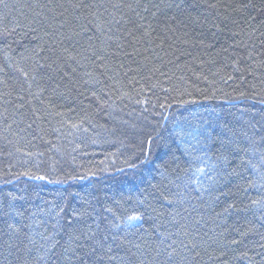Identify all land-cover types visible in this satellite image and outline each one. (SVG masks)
I'll return each instance as SVG.
<instances>
[{"label": "trees", "instance_id": "trees-1", "mask_svg": "<svg viewBox=\"0 0 264 264\" xmlns=\"http://www.w3.org/2000/svg\"><path fill=\"white\" fill-rule=\"evenodd\" d=\"M262 101L264 0L0 3V192L49 228L63 207L67 232L101 251L154 248L163 233L177 258L195 245L194 264H248L242 250L264 264V215L245 207L264 197V129L248 123ZM226 128L242 147L254 134L256 154L225 151ZM156 131L153 163L129 168L136 136ZM113 212L142 227L114 240Z\"/></svg>", "mask_w": 264, "mask_h": 264}, {"label": "snow or ice", "instance_id": "snow-or-ice-1", "mask_svg": "<svg viewBox=\"0 0 264 264\" xmlns=\"http://www.w3.org/2000/svg\"><path fill=\"white\" fill-rule=\"evenodd\" d=\"M0 3H3V0H0ZM71 6L75 8L84 7L80 3ZM248 6L250 5L245 7ZM5 7H7L6 4ZM57 7H63V5H57ZM36 15L39 16L40 13H36ZM53 19H55L54 16ZM164 119L167 118L165 117ZM248 123L253 130L256 129L257 125L264 129V118L256 120L253 117V121ZM177 129L183 131V128L179 125ZM232 135H235L234 129L226 128L225 138L221 142L226 145L225 151H245L246 153L250 151L256 154L257 141L254 139V134H249L247 131L242 133L246 141V147H242L237 140H233ZM162 139L163 136L159 131H156L154 135L152 132H144L136 136L135 151L129 157V161H126L129 164V168L136 169L138 167L137 161L141 165L152 164L154 149L158 150L162 147L159 144ZM261 140L264 141V135L261 136ZM232 145H235L234 149L229 147ZM260 154L262 159H264V151H261ZM221 159L227 162L228 156L222 152ZM251 166L254 167V165ZM198 171L203 172V169H198ZM225 174L231 176L239 175L240 173L234 169L232 172H226ZM35 179L44 180L45 177L36 176ZM50 182L60 183V181ZM258 182L264 185V171L260 173ZM17 199H19L18 196L0 192V260H3L5 264H162V258L163 264H194L198 255V253L194 252L195 245L190 247L181 241L182 249L179 252V258H177L176 241L173 240L168 243L167 237L163 233L157 234L159 244L154 248L151 245L133 244L132 248L136 249L135 252L132 251V248H129L123 254H117L113 250L114 245L108 247L106 251H101L94 242H90L93 237L88 233L79 229L67 232V229L72 228V221L71 218H68L67 225L63 222L65 219L61 215L64 212L63 207L57 205L58 211L49 210L48 215L54 220V223L49 228V221L42 219L39 213L33 212L25 218L24 212L16 207L15 201ZM137 203L144 205L145 201L141 200ZM168 203L171 204L172 202L168 201ZM233 206L230 205L229 207ZM245 207L248 208V211L253 212V215L257 211L264 215V197L252 200L251 206L246 205ZM73 211L78 219L84 215V213L75 209ZM135 211L137 209H133V212ZM142 219V214L121 213L117 216L113 212L111 228L117 230L112 233L113 239L118 238L120 231L142 227L140 223ZM261 226L264 227V224ZM247 231L250 232L252 229ZM66 232L67 239L61 241L59 237ZM241 235H247V232L241 233ZM241 242L233 240L232 244L235 245ZM183 249H188L189 252L194 254L189 256ZM260 255L264 256V254ZM217 259L220 258L217 257ZM238 259L246 260L248 264H257L255 256H249L246 250L240 252ZM225 264H227L226 261Z\"/></svg>", "mask_w": 264, "mask_h": 264}]
</instances>
